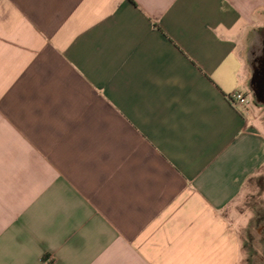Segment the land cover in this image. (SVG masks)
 I'll return each mask as SVG.
<instances>
[{"label":"crops","instance_id":"0c3cea01","mask_svg":"<svg viewBox=\"0 0 264 264\" xmlns=\"http://www.w3.org/2000/svg\"><path fill=\"white\" fill-rule=\"evenodd\" d=\"M263 42L264 0H0V264H248Z\"/></svg>","mask_w":264,"mask_h":264},{"label":"rangeland","instance_id":"374dc122","mask_svg":"<svg viewBox=\"0 0 264 264\" xmlns=\"http://www.w3.org/2000/svg\"><path fill=\"white\" fill-rule=\"evenodd\" d=\"M255 106V105H253ZM264 171L248 183L249 192L238 204L242 213H252L245 233L248 264H264Z\"/></svg>","mask_w":264,"mask_h":264},{"label":"water","instance_id":"95a60500","mask_svg":"<svg viewBox=\"0 0 264 264\" xmlns=\"http://www.w3.org/2000/svg\"><path fill=\"white\" fill-rule=\"evenodd\" d=\"M253 58L256 72L252 87L256 93V100L262 103L264 102V42L257 48Z\"/></svg>","mask_w":264,"mask_h":264},{"label":"built area","instance_id":"2783aa9c","mask_svg":"<svg viewBox=\"0 0 264 264\" xmlns=\"http://www.w3.org/2000/svg\"><path fill=\"white\" fill-rule=\"evenodd\" d=\"M231 102L240 108L247 109L251 103L250 95L243 90H235L229 96Z\"/></svg>","mask_w":264,"mask_h":264},{"label":"trees","instance_id":"16d2710c","mask_svg":"<svg viewBox=\"0 0 264 264\" xmlns=\"http://www.w3.org/2000/svg\"><path fill=\"white\" fill-rule=\"evenodd\" d=\"M264 179V178H263Z\"/></svg>","mask_w":264,"mask_h":264}]
</instances>
